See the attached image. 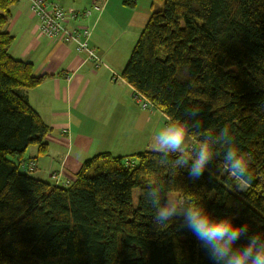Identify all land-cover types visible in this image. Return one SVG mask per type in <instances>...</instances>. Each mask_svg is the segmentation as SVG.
Returning <instances> with one entry per match:
<instances>
[{"label": "trees", "instance_id": "16d2710c", "mask_svg": "<svg viewBox=\"0 0 264 264\" xmlns=\"http://www.w3.org/2000/svg\"><path fill=\"white\" fill-rule=\"evenodd\" d=\"M15 1L0 0V264H212L182 218L153 224L144 195L153 181L163 195L195 193L214 214L236 213L250 232L264 230V0H153L121 71L170 123L182 120L197 144L209 142L214 157L201 177L173 166L178 152L167 163L158 151L102 152L65 186L21 165L29 146L47 152L49 127L25 93L47 76L10 54ZM223 127L248 163L245 190L213 142Z\"/></svg>", "mask_w": 264, "mask_h": 264}, {"label": "crops", "instance_id": "0c3cea01", "mask_svg": "<svg viewBox=\"0 0 264 264\" xmlns=\"http://www.w3.org/2000/svg\"><path fill=\"white\" fill-rule=\"evenodd\" d=\"M53 1L66 10L104 2ZM30 3L15 1L6 30L14 38L11 56L31 63L34 75L47 76L25 93L49 131L47 152L38 155L36 146H29L21 165L33 162L34 177L65 186L75 179L84 161L99 153L126 157L154 151L155 133L169 119L158 109H141L130 96L132 87L121 77L129 50L152 12L153 0H108L100 14L83 22L92 27L90 44L103 62L98 68L73 43L41 35L28 11ZM196 145L187 134L183 151ZM52 172L58 174L57 181Z\"/></svg>", "mask_w": 264, "mask_h": 264}, {"label": "clouds", "instance_id": "9594fccd", "mask_svg": "<svg viewBox=\"0 0 264 264\" xmlns=\"http://www.w3.org/2000/svg\"><path fill=\"white\" fill-rule=\"evenodd\" d=\"M189 131L182 120L173 119L166 127L156 131L154 144L163 157L162 163L168 162L170 153L178 152L180 155L173 166L187 169L191 178L198 179L213 160L214 151L205 140L196 145L191 156L184 155L183 145ZM213 142L224 146L225 171L231 174L236 187L247 189L251 182L248 163L239 154L229 128L220 129ZM163 192V186L153 181L144 194L153 210V224L157 228H163L180 217L183 225L207 251L212 264H264V230L250 232L249 223L237 222L236 213L214 214L195 193L181 197L177 192L170 191L167 195Z\"/></svg>", "mask_w": 264, "mask_h": 264}, {"label": "built area", "instance_id": "2783aa9c", "mask_svg": "<svg viewBox=\"0 0 264 264\" xmlns=\"http://www.w3.org/2000/svg\"><path fill=\"white\" fill-rule=\"evenodd\" d=\"M103 3L93 2L89 7L65 10L59 3L53 0H31L28 11L37 21L41 35L50 40L73 43L76 51L84 53L86 59L94 63V68L103 65L102 59L90 44L92 27L84 24L94 13L100 14L108 0ZM115 75V74H114ZM131 98L143 110H154L153 104L141 93L131 89ZM24 171H33L34 163L28 162L22 166ZM51 177L57 181L58 174L51 173Z\"/></svg>", "mask_w": 264, "mask_h": 264}, {"label": "rangeland", "instance_id": "374dc122", "mask_svg": "<svg viewBox=\"0 0 264 264\" xmlns=\"http://www.w3.org/2000/svg\"><path fill=\"white\" fill-rule=\"evenodd\" d=\"M131 52V50H129ZM129 52V53H130ZM130 55V54H129ZM141 108V107H140ZM153 149H155L154 151H158V149L155 147H153ZM192 148L188 149L191 150ZM159 152V151H158ZM138 195H139V189L138 188H134L133 192H132V200H133V205L136 207L137 206V201H138Z\"/></svg>", "mask_w": 264, "mask_h": 264}]
</instances>
